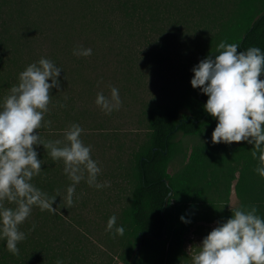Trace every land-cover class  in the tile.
Masks as SVG:
<instances>
[{
    "label": "trees",
    "instance_id": "obj_1",
    "mask_svg": "<svg viewBox=\"0 0 264 264\" xmlns=\"http://www.w3.org/2000/svg\"><path fill=\"white\" fill-rule=\"evenodd\" d=\"M189 29L206 56L215 54L221 40L238 43V51L249 46L264 51V0H0V99L18 83V73L27 64L41 56L52 59L63 69L59 87L50 90L45 119L51 125L42 127L40 135L58 139V124L62 130L72 122L82 125L89 113L74 84L95 81L88 78H93L95 66L86 56L75 55L74 48L90 47L107 64L161 67L170 59L167 43L177 37L176 30L189 38ZM90 59L98 62L92 55ZM187 91V96L163 99L146 111L148 132L134 152L135 162L129 166L133 183L119 212L126 243L121 260L112 264H191L185 236L199 220L217 223L232 215L227 201L233 180L238 198L233 208L255 204L264 216V177L255 171L252 145L213 143L217 120L203 108L207 95L192 85ZM179 133L195 142L187 159L170 173ZM37 151L45 162L33 182L50 195L57 189L62 193L67 178L62 161H52L43 145ZM181 215L190 222L182 221ZM53 217L34 207L20 225L27 239L18 244L19 255L0 240V264H47ZM33 223L36 227L29 231Z\"/></svg>",
    "mask_w": 264,
    "mask_h": 264
},
{
    "label": "clouds",
    "instance_id": "obj_2",
    "mask_svg": "<svg viewBox=\"0 0 264 264\" xmlns=\"http://www.w3.org/2000/svg\"><path fill=\"white\" fill-rule=\"evenodd\" d=\"M238 48V43L221 40L214 55L209 53L192 66L190 83L207 95L203 108L217 120L212 142L251 144V155L257 160L255 171L264 177V51L258 46ZM73 53L88 56L92 49L77 46ZM61 69L41 56L18 73V83L0 99V240L13 255L20 254L18 244L27 239L20 225L30 218L34 207L56 213L53 201L57 195L64 205H72L82 180L97 189L110 185V181L98 180L101 166L92 156V146L83 141L79 123H70L62 139L40 135L42 127L51 125L45 116L50 111V90L60 85ZM95 103L105 113L118 110L122 105L119 89L110 86L109 95L97 92ZM39 145L52 161L63 163V173L71 181L63 196L59 189L50 195L33 182L45 162L38 158ZM231 212L202 238L191 264H264V216L255 204L231 207ZM180 219L190 222L184 215ZM35 227L33 223L29 231ZM105 231L124 234L125 227L117 223L115 213L107 219ZM56 264L64 261L58 258Z\"/></svg>",
    "mask_w": 264,
    "mask_h": 264
},
{
    "label": "rangeland",
    "instance_id": "obj_3",
    "mask_svg": "<svg viewBox=\"0 0 264 264\" xmlns=\"http://www.w3.org/2000/svg\"><path fill=\"white\" fill-rule=\"evenodd\" d=\"M179 31H184V27L181 26ZM177 32V37L167 43L170 59L160 64L161 67L136 62L107 64V59L97 52L91 54L98 61L93 64L90 55L86 56L88 64L95 66L94 76L99 77L89 76L95 81L89 79L91 82L82 81L80 84L76 81L73 87L74 91L80 92V97H77L83 101L80 104L89 112L82 120L84 131L81 136L86 144L92 146V156L101 166L98 180L110 181V185L97 189L82 180L76 186L72 205H64L65 201L59 195L55 198L53 207H57V210L49 225L47 264H56L58 258L64 264H112L121 260L127 235H114L105 231V226L113 213L120 224L119 212L127 202L133 183L129 166L135 162L134 152L139 150L148 132L146 111L163 99L189 95L187 90L193 75L191 68L206 56L205 51L202 52V45L194 41L196 34L192 29L187 31L189 38L181 37ZM110 86L119 89L122 105L118 110L105 113L95 103V98L99 91L109 95ZM64 129L57 125L54 131L57 138H63ZM176 140L177 145L168 164L170 173L187 159L190 147L195 142L191 136L180 133ZM235 182L233 180L231 183L227 208L238 204ZM70 183L68 177L65 178L66 187ZM65 191L66 188L61 196ZM216 224V220H199L190 227L185 236V250L190 258L193 252L199 250L198 244L202 238Z\"/></svg>",
    "mask_w": 264,
    "mask_h": 264
}]
</instances>
